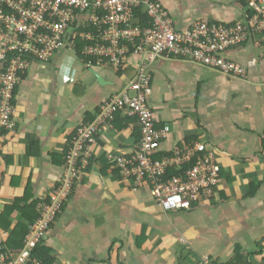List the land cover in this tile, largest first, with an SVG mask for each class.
<instances>
[{"label":"crops","instance_id":"1","mask_svg":"<svg viewBox=\"0 0 264 264\" xmlns=\"http://www.w3.org/2000/svg\"><path fill=\"white\" fill-rule=\"evenodd\" d=\"M160 2L177 31L200 20L231 24L244 16L238 0ZM258 42L226 53L247 68L244 77L169 54L144 70L156 127L170 128L153 159L201 144L221 166L213 192L190 209L164 212L146 186L133 192L122 183L106 158L135 148L137 124L121 133L107 129L41 242L52 264H200L204 256L216 264H264V44ZM143 60L129 56L120 68L88 67L61 51L30 65L15 92V127L0 132V213L27 188L43 201L61 185L69 139L137 77ZM7 237L0 230V240Z\"/></svg>","mask_w":264,"mask_h":264},{"label":"built area","instance_id":"2","mask_svg":"<svg viewBox=\"0 0 264 264\" xmlns=\"http://www.w3.org/2000/svg\"><path fill=\"white\" fill-rule=\"evenodd\" d=\"M238 1L245 4L241 21L200 20L186 31H177L167 9L155 0H0V129L15 127V92L31 64H45L61 51L77 55L79 50L88 67L95 62L120 68L129 56L144 55L137 77L104 101L97 117L81 126L69 142L64 181L51 204L37 206L39 217L30 225L23 249L0 253V264H38L32 251L46 238L73 184L83 180L97 136L112 129L109 120L116 110L135 120L140 130L139 144L127 155H106L122 183L133 192L146 186L163 211L173 213L190 209L213 192L221 166L201 144H187L170 157L153 159L170 128L156 127L149 105L150 78L144 70L169 54L244 77L247 68L227 59L226 53L251 39L264 42V0ZM138 9L146 14L149 27L138 26ZM183 168V176L168 177L170 170ZM160 177L163 183L158 182ZM200 264L216 263L204 256Z\"/></svg>","mask_w":264,"mask_h":264},{"label":"trees","instance_id":"3","mask_svg":"<svg viewBox=\"0 0 264 264\" xmlns=\"http://www.w3.org/2000/svg\"><path fill=\"white\" fill-rule=\"evenodd\" d=\"M156 1L158 2L160 0H156ZM244 5L245 4L241 2V6H244ZM135 15H136L135 19L137 20L139 27H142V28L149 27V20L146 14L141 9H138L135 12ZM258 43L264 44V42L262 41H259ZM76 57L79 60L83 61V57L80 56L79 50L77 51ZM95 65L96 64L94 62V66ZM14 121H15V118H14ZM133 124H136V121L125 117L122 110H116L113 113L112 119L109 120V125H111L112 128L116 129L120 133L125 132L126 130L130 129L133 126ZM10 131L12 130L0 129V132L2 133H7ZM134 133H136L134 134L137 140L136 143L139 144L140 142V138L138 137L140 136L139 128L135 129ZM75 135H73L69 139V142L73 139ZM186 142H190V139H188ZM263 145H264V140H263ZM165 156H168V155H165ZM155 159H160V158L155 157ZM93 160H94V157L91 161ZM65 162H66V159L64 155V161L62 160V162H60V163H64V166H63L64 169H65ZM168 174H169L168 177L170 178L172 176H176L178 173L175 169H172L168 172ZM58 187L59 186L54 187V189L51 191V194L47 196L43 201L34 199L30 194L29 188H27L26 190H24V193L23 195H21V197L14 198L11 204L5 205L3 207V210L0 213V230L2 232L8 233V237L6 238V240L5 239L0 240V253H6V252H14V253L17 252L18 253L23 249L24 241L29 232V227L39 217V213L37 212V206L39 204H45V205L51 204L53 196L56 195ZM62 208H63V203L61 205V209ZM12 217H18L17 221H12ZM32 256L33 258L36 259L38 264H52L53 263V260L49 254V250L43 247L42 243H40L32 251Z\"/></svg>","mask_w":264,"mask_h":264},{"label":"clouds","instance_id":"4","mask_svg":"<svg viewBox=\"0 0 264 264\" xmlns=\"http://www.w3.org/2000/svg\"><path fill=\"white\" fill-rule=\"evenodd\" d=\"M155 1H156V0H155ZM158 2H160V1H158ZM160 3H161V2H160ZM215 159H216V158H215ZM216 161H217V159H216ZM217 163L219 164L218 161H217ZM219 165H220V164H219ZM220 174H221V172H220ZM59 214H60V213H59ZM59 214H58V216H59ZM58 216H57V218H58ZM57 218H56V219H57ZM55 221H56V220H55ZM55 221H54V222H55ZM53 224H54V223H53ZM53 224H52V225H53ZM52 225H51V227H52ZM51 227H50V229H51ZM49 231H50V230H49Z\"/></svg>","mask_w":264,"mask_h":264},{"label":"rangeland","instance_id":"5","mask_svg":"<svg viewBox=\"0 0 264 264\" xmlns=\"http://www.w3.org/2000/svg\"><path fill=\"white\" fill-rule=\"evenodd\" d=\"M133 95H134V93H130V96H131V97H133ZM109 136H111V135L109 134Z\"/></svg>","mask_w":264,"mask_h":264}]
</instances>
